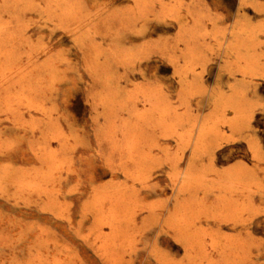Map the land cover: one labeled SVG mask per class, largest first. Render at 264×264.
<instances>
[{
	"label": "rangeland",
	"instance_id": "374dc122",
	"mask_svg": "<svg viewBox=\"0 0 264 264\" xmlns=\"http://www.w3.org/2000/svg\"><path fill=\"white\" fill-rule=\"evenodd\" d=\"M0 264H264V0H0Z\"/></svg>",
	"mask_w": 264,
	"mask_h": 264
}]
</instances>
